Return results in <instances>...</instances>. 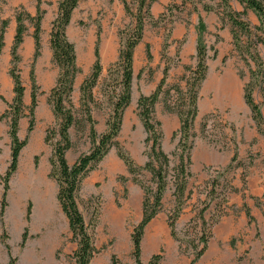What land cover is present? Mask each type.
I'll return each instance as SVG.
<instances>
[{
	"label": "rangeland",
	"instance_id": "obj_1",
	"mask_svg": "<svg viewBox=\"0 0 264 264\" xmlns=\"http://www.w3.org/2000/svg\"><path fill=\"white\" fill-rule=\"evenodd\" d=\"M59 1L2 0L0 3V33L4 21H7L4 29V47L0 55V116L7 110V103H11L14 97L13 79L9 73L12 67V45L17 33V15L29 13L35 16L38 4L45 10L41 21V42L44 43L45 56L46 39L50 44L52 23L58 15ZM118 1L121 9H124V14L122 10L120 12L118 10ZM138 1H127L130 8L128 13L121 0H80L72 12L70 24L66 29L69 40L80 54L87 53V49L84 48L87 43L94 53L95 61L98 37L102 42L104 36H113L118 44L116 53L119 54L127 34L135 25ZM261 1L264 3V0ZM228 2L230 6L224 4L223 0H156L149 9L150 16L145 15L147 17L142 40L144 43L147 40L160 43L161 59L165 63L164 66H168L169 69L180 66V50L186 41L184 31L197 32L199 16L211 13L220 20L219 25H210L212 29L209 33L206 29L204 34L208 45L206 59L208 69L206 79L202 82L198 93L199 99L204 102L217 101L215 107L218 108L203 112V108L198 105L201 114L199 113L194 123V131L197 134L194 147L198 139L206 142L208 149L206 151L200 149L198 154L206 156L209 162H200V165L194 166L193 147L190 166L192 176L188 180L187 187L191 195L185 201L183 212L176 221L179 240L171 236L168 226V214L174 206L175 199L173 185L170 183L164 197L163 210L145 228L141 246L144 264H149V259L154 254L161 255L159 264H189L195 253L192 250L184 253L182 248L185 250L187 245L192 243L191 241H194L198 247L203 245L198 242L200 234L193 232L195 224L200 225L198 216L203 208H206L204 217L209 221L206 232L207 234L210 232L211 237L204 254L194 264H264V241L256 218L264 212V192L259 196L252 192L256 187L260 188L261 185L264 187V181H259L258 178L261 172H264V124L258 131L250 108L246 112L241 106L245 105L244 86L253 78L256 84L253 95L264 115V91L257 85L264 78V43L257 42L258 38L264 41V25L257 14L247 8L246 16H238L239 21L245 22L246 26L243 29L235 28L240 37V50L236 51L231 33L233 49L224 51L223 60L217 59L215 50L218 54L222 48L227 49L230 44L218 34L226 27L231 32L228 13L244 9V4L238 0H228ZM206 5L211 7L210 11L204 10ZM233 15L237 16L235 13ZM26 26L27 32L18 50L21 58L18 62V73L25 87L23 100L27 116L19 121L18 135L20 139L27 138V144L20 152L17 170L9 180L4 212L5 232L0 225V264H8L9 260L8 251L1 242L4 233L8 235L6 241L10 245L12 255L17 257V264H59L65 261L72 263L74 262L72 254L77 248V243L70 240L71 233L67 218L57 200L58 185L55 178L50 176V159L54 145L60 139L58 130L61 127L60 120L54 116L53 106L47 100L56 81L51 87L43 89L39 79H42L43 74H49L53 70L59 73V67L53 61L52 50L38 73H35L37 72L35 63L34 73L39 86L40 108L38 110L37 105L34 110L35 128L28 133L32 87L30 70L35 47L34 24L27 20ZM30 40L31 48L28 47ZM146 45L147 43L145 48ZM48 48L50 49L49 46ZM117 60L118 58L110 61L108 65L101 64V73L93 89V100L81 99L80 84L91 73L94 62L88 65L84 60L83 62L77 60L80 72L76 79L80 84L78 89L75 81L76 91L73 89L71 96V109L76 119L69 130L72 147L65 153L69 164H73L81 154L91 149V127H94L98 134L105 132L107 128L105 124L111 113L114 97L120 90V70L115 65ZM196 64V56L190 57L188 62L183 64L181 72L176 74V79L166 83L165 88L177 83L183 75L189 76ZM144 67L140 70L141 73L146 69ZM251 70H254L252 78ZM147 74L151 77L153 71L149 69ZM217 79L222 83L231 84L233 92H230V95L228 92H226L228 95L223 94V91L221 93L215 85ZM180 82L185 86L184 81ZM237 88L241 98L236 95ZM173 95L175 99L172 101L175 102L176 95ZM225 98H234V106L232 104L225 106ZM163 109L166 113H170L165 110L164 105ZM89 113L93 118L92 123L88 120ZM159 114L155 111L156 119H159ZM237 118H240V121L237 122ZM139 120L141 121L137 105L130 103L124 112L121 131L117 138L136 165L143 166L147 161L148 148L145 144L146 132L141 131L136 124ZM202 126H205L203 132ZM8 131L9 121L0 120V175L5 174L10 163L11 140ZM176 136L165 142L163 137L162 141L163 149L170 156L171 166L177 163L173 155L179 138L178 135ZM46 137L49 139L47 142ZM228 151L232 155L238 153V160L231 164V167H229L230 162L222 163V157ZM123 175L128 177L126 182L119 180ZM254 175L258 176L254 178ZM214 183H219L221 186L217 188L216 195L211 191ZM2 193L0 182V209ZM77 201L86 223L90 225L95 246L100 249L99 253H113L118 258L119 264H134L131 233L141 219L143 192L128 174L116 148H112L82 179ZM244 203L249 206L255 220L249 221ZM27 209L30 210L29 221L26 219ZM214 220L218 222L210 227L209 224ZM25 227L28 229V237L25 246L21 247L20 237Z\"/></svg>",
	"mask_w": 264,
	"mask_h": 264
},
{
	"label": "trees",
	"instance_id": "obj_2",
	"mask_svg": "<svg viewBox=\"0 0 264 264\" xmlns=\"http://www.w3.org/2000/svg\"><path fill=\"white\" fill-rule=\"evenodd\" d=\"M80 0H60L58 3V15L52 23L50 33V48L52 50L53 61L59 67V73L54 87L51 89L49 104L53 106V112L56 119L60 120V128L58 135L60 139L55 143L53 153L50 159L51 172L50 176L55 178L58 190L57 200L60 209L65 214L68 222V228L71 233V241L77 243V248L72 254L74 259L73 264H90L92 257L100 252L95 246L93 234L90 231V225L85 221L78 206V192L81 187L82 179L87 173L98 163L103 157L112 149L116 148L118 156L123 160L128 174L131 176L134 183L138 184L143 192L142 201V214L138 224L133 228L131 233L132 242V257L134 264H142V240L147 225L156 218V216L163 210L164 197L170 183L173 185L174 206L168 214V226L170 228L171 236L178 239V232L176 229V221L183 212V205L190 197L191 192L187 190L188 180L192 176L190 166L192 165L191 151L195 144L197 134L194 131V122L198 115V99L199 90L202 82L206 79L207 74V53L208 45L205 41L204 34L206 32V24L199 16V23L197 27V64L191 70L190 75H183L177 83L165 88L166 78L168 75L169 67L164 68V77L160 81L156 90L150 95H140L137 101L138 116L140 117L145 132V144L148 148L146 151L147 161L143 166L136 165L134 159L124 150L118 141V134L121 131L123 116L126 108L130 106L131 93H132V79H133V58L136 46L142 41L144 24L146 17L150 16L149 9L156 0H139L138 9L135 14V25L127 34L124 44L120 48L119 57L115 65L118 66L120 72V90L114 97L115 101L112 103V110L107 119V128L105 132L98 134L94 127L90 129V139L92 147L87 153L81 154L73 164H69L66 158V152L72 147L69 130L75 124V116L71 109L72 101L71 96L74 87V81L80 68L77 65V56L75 45L69 40L66 29L71 21L73 10L78 5ZM128 13H130L129 3L126 0H121ZM244 4V9L239 12L230 11L228 18L231 23V33L233 35L234 46L236 51L239 49L240 37L235 31L238 27L243 29L246 23L239 21L240 17L247 15V8L253 10L260 18L261 23L264 25V3L261 0H238ZM2 0H0V3ZM224 4L230 6L228 0H223ZM204 10L210 11L211 7L204 6ZM235 13L237 16L233 15ZM45 14V10L37 5L36 15L32 16L29 13H19L16 17L17 27L16 34L12 45V67L10 75L13 79L14 97L11 103H7V110L0 116V120L6 119L9 121V137L11 140L10 163L4 175H0V182L2 184L3 193L0 209V221L4 229V212L7 205L6 196L9 190V180L15 173L18 167L19 156L22 148L27 144V138L20 139L18 135L19 121L21 118L26 117L24 111V92L25 87L21 81V76L18 73V62L20 55L18 50L24 41V36L27 32L26 21L29 20L34 24L33 38H34V56L33 64L30 70L31 80V105L28 121V133L32 132L35 128V114L34 110L38 105V91L39 86L36 82L34 63L41 55L42 42H41V21ZM145 15H147L145 17ZM240 16V17H238ZM4 27L0 33V55L4 47V29L7 21H4ZM99 36V35H98ZM257 42L264 43L262 38H258ZM217 51L215 50V55ZM148 59H151L150 46L146 45V54ZM95 61L91 73L80 84L81 99L93 100V89L97 84L98 78L101 73V63L99 56V37L95 47ZM254 57H252L253 59ZM188 68H186L187 70ZM254 70H251V78L253 77ZM180 81L185 82V86L180 84ZM180 82V83H179ZM259 87L264 91V78L259 81ZM256 84L252 80L244 86V100L252 112V118L256 123L258 131L262 124H264V116L261 111L260 104L255 100L253 91ZM176 95V101L174 95ZM162 102L167 112L176 113L180 119V128L175 131L172 138L178 135V141L173 155L177 159V163L171 166V159L168 153L163 149V130L160 120L155 118V106L158 102ZM88 120L92 123L93 118L91 114L88 115ZM205 126H202V132ZM45 141H49L46 137ZM238 160V153L235 152L232 157L231 164ZM121 182H126L128 177L121 176ZM219 183L212 185V194H218L217 188H220ZM215 194V195H216ZM216 197V196H215ZM225 202V199H223ZM246 216L249 221L255 220L251 214L249 206L244 203ZM30 209V208H29ZM27 209L26 219L29 221L30 210ZM206 208L199 212V223L193 227V232L200 234L198 242L202 243L198 247L194 241L187 245L186 249L182 251H194V257L190 259L189 264H194L207 249L211 233L207 234L206 228L208 220L204 217ZM264 214V212H263ZM191 222V220H190ZM218 220H214L209 224L213 226ZM28 237V229L25 230L21 238V247H24ZM8 235L4 233L1 236V242L8 251V264H16L17 257L11 253L9 243L6 241ZM181 250V246H180ZM161 258L160 254H154L149 259V264H159ZM111 264H119L118 258L112 255Z\"/></svg>",
	"mask_w": 264,
	"mask_h": 264
},
{
	"label": "crops",
	"instance_id": "obj_3",
	"mask_svg": "<svg viewBox=\"0 0 264 264\" xmlns=\"http://www.w3.org/2000/svg\"><path fill=\"white\" fill-rule=\"evenodd\" d=\"M126 1H128V0H126ZM118 10H119V12H120V10H122V14H124V11H123L124 9H121V6L119 5V1H118ZM207 15H209L208 18H207ZM207 15H204V16L202 15V18H204L203 20L206 24V28H207L208 33H209V31L212 29L210 27V25H212V24L219 25L220 19L218 16L213 15L211 13H209ZM218 34L220 35L221 38L228 40L230 43L227 49L222 48L218 52V54H216L217 59L223 60V58L225 56V52L233 49V46L231 43L232 36H231V32H230L229 28H227V27L224 29L222 28V30ZM184 35L186 36V39H185L186 41L184 42V44L180 50V53H181L180 57H179V58H181L180 63H179L180 66H178V67L173 66L171 69H169V74H168V77L166 78V83L172 82L174 80L176 74L181 72L183 64H186L188 62V60L190 59V57L196 56L198 32H196V30L195 31L193 30L192 32L188 31V33L184 31ZM146 43L149 44V46H150V53H151L152 59H148L145 55L146 53L144 54V50L146 49L145 48ZM146 43H144V41L142 40V42H140L134 50L133 79L131 82L132 83V93H131V102H130L134 106L137 105L138 98L141 94L142 95L143 94L144 95H150L151 93H153L156 90V88L158 87L162 78L164 77V68H165L164 65H165V63L161 59L162 47H161L160 43H154L153 41H149V40H147ZM46 45H47L46 46L47 48L45 49L46 51H45V56H44V43L42 42L41 55L35 61L36 68H37V72H35V73H38L40 70H42L43 65H44V60L51 54V48L50 49L48 48V46L50 47L48 39H46ZM117 45L118 44H116L115 38L113 36H111V37L104 36L102 38V42L99 43L100 59H101L102 65H108L110 61L116 60L118 58L119 54L116 53L117 52ZM28 47L29 48L32 47V41L31 40L28 42ZM84 48L87 49V53L82 52L81 54L78 52V50L76 48L77 60L80 62H83V60H84V61H86V64L91 65L92 62H94V53H92V51L89 49L87 43H86V46H84ZM84 48L82 47V49H84ZM171 53H172V51L169 53L170 56L172 55ZM35 63H34V66H35ZM143 66H145L144 68H146V69L143 70L141 73L140 70L142 69ZM149 69H151L153 71V74L151 77H149L147 74ZM57 74H58V71L53 70L49 74H47V73L43 74L42 79L39 78L40 74L38 75V78L40 79L41 86L43 87V89H44V87L47 88V87H51V85H53V83L56 81ZM75 81H76L77 85L80 84V82L77 81V79ZM75 81H74V83H75ZM73 89H74V91H76L74 87H73ZM78 89H79V85H78ZM78 89H77V91H78ZM237 92L238 93L236 95L239 96L238 88H237ZM239 97L241 98V96H239ZM239 97H238V99H240ZM243 97H244V95H243ZM132 99H134V101ZM233 99H226L225 98V100H224L225 106H230V104H232V106H234L233 105V102H234ZM217 104H218L217 101H212V102L206 101V102H204V100H201V98L199 99V102H198V105L203 108V112H209L211 110H214L215 108H218V107H215V106H217ZM219 105H220V103H219ZM39 106L40 105H38V110L40 108ZM241 106H243L242 109L246 110V112H247V110L249 108L248 105L245 103V105L243 104ZM155 111L160 113L158 120H160V123L162 124L163 137H164V142H165L168 139H171L173 133L180 128V119H179V116L175 113H166L163 109L162 102H158L156 104ZM199 113L201 114L200 109L198 111L197 117H199ZM262 114H263V112H262ZM197 117L195 120H197ZM37 118H38V115H37ZM238 121H240V118H237V122ZM136 124L138 125V128H140L141 131L145 130L143 123L140 120L137 121ZM200 149H202L203 151H206L208 149V144L206 142H204L202 139H200V140L198 139L196 141V145H195L194 150L192 152L193 163H194L193 165L194 166L196 164L200 165V162H209V160L206 156H202V154L201 155L198 154ZM231 157H232L231 152H229V151H228V153L226 152L224 157H222V163L224 162L223 164H228L230 162L229 160H231ZM255 176H258V175H254L253 177L255 178ZM258 178H259V181H264V172H261V175L258 176ZM252 192H255L258 196L262 195L264 192V187L262 185L260 188L256 187V189H253ZM256 218H257L258 225L261 228L260 231L262 233L263 241H264V215L262 214L261 216H257ZM142 252H143V250H142ZM112 255H113V253H97L92 257L90 264H111ZM142 255L143 254L141 253V260H142ZM17 263H18V261L16 262V264ZM59 264H73V263L65 261V262H60ZM130 264H132V263H130ZM142 264H144L143 261H142Z\"/></svg>",
	"mask_w": 264,
	"mask_h": 264
},
{
	"label": "bare ground",
	"instance_id": "obj_4",
	"mask_svg": "<svg viewBox=\"0 0 264 264\" xmlns=\"http://www.w3.org/2000/svg\"><path fill=\"white\" fill-rule=\"evenodd\" d=\"M215 85L217 86V88L219 89V91L220 92L223 91L224 93L223 92H221V93H223L225 95H228V94L230 95V92H233L232 85L229 84V83H227V82L222 83V81H220L219 79H217L215 81ZM226 92H228V94Z\"/></svg>",
	"mask_w": 264,
	"mask_h": 264
}]
</instances>
